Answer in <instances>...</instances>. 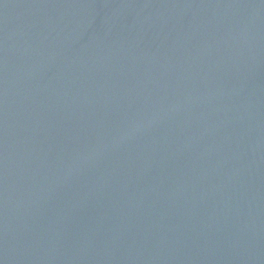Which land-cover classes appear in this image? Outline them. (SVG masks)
Returning a JSON list of instances; mask_svg holds the SVG:
<instances>
[{
    "label": "water",
    "instance_id": "1",
    "mask_svg": "<svg viewBox=\"0 0 264 264\" xmlns=\"http://www.w3.org/2000/svg\"><path fill=\"white\" fill-rule=\"evenodd\" d=\"M0 264H264V0H0Z\"/></svg>",
    "mask_w": 264,
    "mask_h": 264
}]
</instances>
